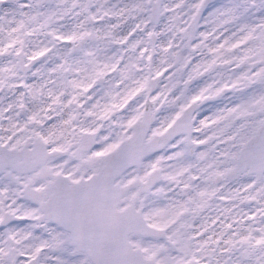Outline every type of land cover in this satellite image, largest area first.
<instances>
[{"label": "snow or ice", "instance_id": "1", "mask_svg": "<svg viewBox=\"0 0 264 264\" xmlns=\"http://www.w3.org/2000/svg\"><path fill=\"white\" fill-rule=\"evenodd\" d=\"M0 264H264V0H0Z\"/></svg>", "mask_w": 264, "mask_h": 264}, {"label": "flooded vegetation", "instance_id": "2", "mask_svg": "<svg viewBox=\"0 0 264 264\" xmlns=\"http://www.w3.org/2000/svg\"><path fill=\"white\" fill-rule=\"evenodd\" d=\"M113 2H117V0H113Z\"/></svg>", "mask_w": 264, "mask_h": 264}]
</instances>
